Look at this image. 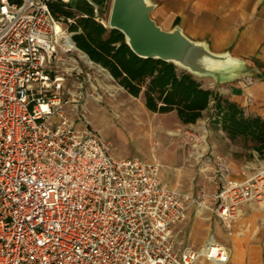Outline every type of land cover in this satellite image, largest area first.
<instances>
[{
    "label": "built area",
    "instance_id": "1",
    "mask_svg": "<svg viewBox=\"0 0 264 264\" xmlns=\"http://www.w3.org/2000/svg\"><path fill=\"white\" fill-rule=\"evenodd\" d=\"M55 4L73 10L72 0H0V264H227L213 235L195 250L174 227L194 206L230 230L242 205H264V167L193 196L164 186L158 163L114 159L111 143L64 109L87 102L102 66ZM105 9L92 18L108 28Z\"/></svg>",
    "mask_w": 264,
    "mask_h": 264
},
{
    "label": "crops",
    "instance_id": "2",
    "mask_svg": "<svg viewBox=\"0 0 264 264\" xmlns=\"http://www.w3.org/2000/svg\"><path fill=\"white\" fill-rule=\"evenodd\" d=\"M80 1L72 0V9L78 16L87 17L94 15L96 6L108 7L112 3V0H106L101 5L102 0H87V3L93 7V14H88L77 11V8L83 9ZM155 3L157 7L153 10L152 17L164 29H172L179 25L190 38L207 41L212 51L216 53L228 51L232 56L246 60L250 64L256 65L254 60L262 63L263 67L256 65L261 69L262 74L244 76L218 85L211 77L197 78L204 88L213 90L242 107L245 115L264 118V0H155ZM215 114L216 109L212 101L196 124L201 121L203 123L205 119L213 121ZM212 124L215 128L210 130L211 142L208 149L212 150L219 161L226 163L229 168L228 174L221 172L219 183L208 184L205 176L210 175L204 174V169L200 168L197 171H191L192 184L189 185L182 175L177 177L174 183H170L164 180L161 172L160 178L164 186L193 196L201 192L212 194L228 181L242 182L248 179L253 175L250 168L258 166V169L264 165V158H260L256 152L252 153L253 157L250 159L246 156L236 158L233 141L226 136L217 121ZM184 152L180 154L181 164L189 160L186 165H194L197 154L191 151L187 153V150ZM257 209L255 201L247 202L242 205L240 216L253 217L258 212ZM192 215L209 221L208 225L203 227L201 220H195L187 233L182 230V223L177 224L174 227V233L178 241L193 246L195 250H200L205 246L210 235H213L218 243L230 251V260L227 264H263L262 245L251 241L248 236L242 238L244 234L247 235L246 230L237 219L234 221L232 230L227 231L218 218L209 211L198 215L192 206L186 220ZM199 264L214 263L201 257Z\"/></svg>",
    "mask_w": 264,
    "mask_h": 264
},
{
    "label": "rangeland",
    "instance_id": "3",
    "mask_svg": "<svg viewBox=\"0 0 264 264\" xmlns=\"http://www.w3.org/2000/svg\"><path fill=\"white\" fill-rule=\"evenodd\" d=\"M105 1L102 0L101 5ZM80 4L83 9L77 8V11L93 14V7L87 3V0H81ZM110 8L111 5H108L104 10L106 16H109ZM66 26L67 24L64 25ZM91 71L94 72L93 76L96 78L92 80V83L97 89L94 90L89 83L86 84L84 92L91 95L87 102L79 100L74 103L79 107L75 110L70 105L64 107L67 115L74 122V127L82 128L85 125L82 117H85L102 139L111 143V154L114 159L119 161L139 159L144 162L158 163L161 166L160 173L162 172L164 180L170 183H174L177 177L182 175L191 185L190 174L200 168L204 169V174L210 175L205 176L208 184L219 183V173L223 171L218 165L219 160L212 150L208 149L211 142L210 130L215 128L212 124L214 121L205 119L203 123L201 121L193 125H184L178 119L176 112L173 114L153 113L145 107L142 95L139 97L130 95L108 70L95 67ZM233 143L236 158L246 156L250 159L253 157V152L246 148L243 140L237 139ZM185 150L187 153L191 151L197 154L194 165H186L189 160L181 164L180 154L185 153ZM257 167L250 168L253 174L264 165L258 169ZM256 203L258 207L256 215L253 217L240 216L239 213L236 219L246 230L247 235L242 234V238L248 236L251 241L262 245L264 264V205ZM195 220H201L203 227L209 223L199 216L192 215L190 219L181 224L182 230L188 233ZM233 225L234 222L230 231Z\"/></svg>",
    "mask_w": 264,
    "mask_h": 264
},
{
    "label": "trees",
    "instance_id": "4",
    "mask_svg": "<svg viewBox=\"0 0 264 264\" xmlns=\"http://www.w3.org/2000/svg\"><path fill=\"white\" fill-rule=\"evenodd\" d=\"M54 13L75 18L70 25L76 46L111 76L130 95L143 96L145 107L153 112H176L184 125L195 124L214 101L213 121L231 140L241 139L246 148L264 158V118L247 116L235 102L206 89L198 78L173 63L136 56L125 43L124 35L110 30L92 17H78L62 4L52 7ZM254 63L263 67L262 63Z\"/></svg>",
    "mask_w": 264,
    "mask_h": 264
},
{
    "label": "water",
    "instance_id": "5",
    "mask_svg": "<svg viewBox=\"0 0 264 264\" xmlns=\"http://www.w3.org/2000/svg\"><path fill=\"white\" fill-rule=\"evenodd\" d=\"M156 7L155 0H112L108 29L121 32L136 56L173 63L196 77L213 78L216 85L262 74L228 51H212L207 41L190 38L179 25L164 29L152 17Z\"/></svg>",
    "mask_w": 264,
    "mask_h": 264
}]
</instances>
